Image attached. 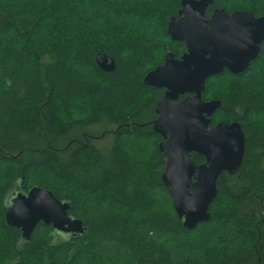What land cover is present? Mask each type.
Wrapping results in <instances>:
<instances>
[{"label": "trees", "instance_id": "16d2710c", "mask_svg": "<svg viewBox=\"0 0 264 264\" xmlns=\"http://www.w3.org/2000/svg\"><path fill=\"white\" fill-rule=\"evenodd\" d=\"M235 1L264 17V0ZM180 2L0 0V264H264V41L245 72L205 82L202 100L221 103L210 126L237 122L245 139L238 172L217 180L209 222L184 230L161 183L152 122L162 93L142 81L184 52L166 34ZM97 54L113 73L97 69ZM34 186L68 202L85 234L54 241L40 223L24 241L7 227L8 196ZM208 225L214 244L201 257L172 248Z\"/></svg>", "mask_w": 264, "mask_h": 264}, {"label": "water", "instance_id": "95a60500", "mask_svg": "<svg viewBox=\"0 0 264 264\" xmlns=\"http://www.w3.org/2000/svg\"><path fill=\"white\" fill-rule=\"evenodd\" d=\"M213 3L181 0L179 19H168L166 34L171 42L183 43L186 52L178 60L166 54L163 65L148 72L142 81L147 87L165 91L154 108L157 119L152 131L161 139L157 146L164 166L161 183L186 231L209 222L219 176H234L245 151L237 122L210 126L221 103L202 100L205 82L224 70L234 76L245 72L264 41V17H254L248 11L228 15L216 10L207 20L205 11ZM94 63L102 73L115 70L109 56L97 54ZM190 154L201 156L204 162L196 165ZM70 211L68 202H60L48 190L34 186L22 193L17 188L5 203L4 223L18 230L24 241L30 240L40 223L61 238L83 236L85 225L71 217Z\"/></svg>", "mask_w": 264, "mask_h": 264}, {"label": "rangeland", "instance_id": "374dc122", "mask_svg": "<svg viewBox=\"0 0 264 264\" xmlns=\"http://www.w3.org/2000/svg\"><path fill=\"white\" fill-rule=\"evenodd\" d=\"M228 10L242 9L245 4H240L235 0H226L221 3ZM221 6V5H220ZM223 7V8H224ZM219 123V122H218ZM109 143V138H105L98 145L99 147H104ZM214 225H208L198 229L196 232L189 236H183L177 239L173 244L172 248L176 249L175 252H180L182 250H187L194 258L201 257V251L205 244L212 242L214 244ZM54 241H62V238L58 235H54ZM178 248V249H177Z\"/></svg>", "mask_w": 264, "mask_h": 264}, {"label": "flooded vegetation", "instance_id": "af4514ba", "mask_svg": "<svg viewBox=\"0 0 264 264\" xmlns=\"http://www.w3.org/2000/svg\"><path fill=\"white\" fill-rule=\"evenodd\" d=\"M179 10H180V7H179ZM178 10V11H179ZM216 10H223L226 14H228V15H230V14H232L233 12H235V11H246V10H241V9H234V10H228V9H226V8H223V7H221V6H219V4H217V5H214V3L211 5V6H209L207 9H206V11H205V14H204V18L205 19H209L210 18V16H211V14L214 12V11H216ZM177 11V12H178ZM247 12V11H246ZM249 12V11H248ZM251 13V12H250ZM255 17V16H254ZM174 18H176V19H179V17H177V14H176V16L174 17ZM174 43H178V42H174ZM180 43V42H179ZM181 44H183V43H181ZM183 47H184V52H182V54H180V56L178 57V58H176L175 57V55L173 54V53H171V52H168V53H170V54H172L173 56H174V58L176 59V60H178V59H180V57L186 52V48H185V45L183 44ZM167 53V54H168ZM163 63H164V59H163V62H162V64H160L159 66H162L163 65ZM159 66H156V67H159ZM155 67V68H156ZM154 68V69H155ZM153 70V69H152ZM151 71V70H150ZM149 71V72H150ZM226 73H228V71H226V70H224ZM223 71V72H224ZM222 72V73H223ZM148 73V72H147ZM221 73V74H222ZM229 74V73H228ZM161 91V97H160V99L156 102V104L163 98V96H164V94H165V91L164 90H160ZM185 98V96L184 97H180L179 99H178V101H180V100H182V99H184ZM155 104V105H156ZM154 108H155V106H154ZM154 114H155V112H154ZM156 116V115H155ZM156 119H157V116H156ZM155 119V120H156ZM212 127V126H211ZM160 141H161V139H160Z\"/></svg>", "mask_w": 264, "mask_h": 264}]
</instances>
